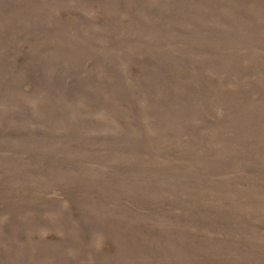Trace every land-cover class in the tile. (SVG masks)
I'll use <instances>...</instances> for the list:
<instances>
[{"label":"rangeland","instance_id":"obj_1","mask_svg":"<svg viewBox=\"0 0 264 264\" xmlns=\"http://www.w3.org/2000/svg\"><path fill=\"white\" fill-rule=\"evenodd\" d=\"M0 264H264V0H0Z\"/></svg>","mask_w":264,"mask_h":264}]
</instances>
